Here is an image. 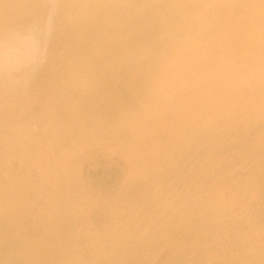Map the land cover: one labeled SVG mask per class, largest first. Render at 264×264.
<instances>
[{"label":"bare ground","instance_id":"6f19581e","mask_svg":"<svg viewBox=\"0 0 264 264\" xmlns=\"http://www.w3.org/2000/svg\"><path fill=\"white\" fill-rule=\"evenodd\" d=\"M0 264H264V0H0Z\"/></svg>","mask_w":264,"mask_h":264}]
</instances>
